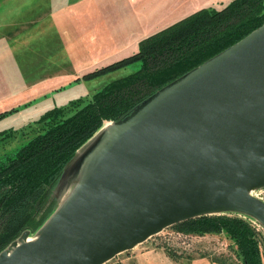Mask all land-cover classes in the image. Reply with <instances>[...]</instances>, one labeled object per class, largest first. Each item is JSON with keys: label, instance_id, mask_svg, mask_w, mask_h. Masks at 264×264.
I'll use <instances>...</instances> for the list:
<instances>
[{"label": "water", "instance_id": "water-1", "mask_svg": "<svg viewBox=\"0 0 264 264\" xmlns=\"http://www.w3.org/2000/svg\"><path fill=\"white\" fill-rule=\"evenodd\" d=\"M264 24L108 131L85 177L0 264H107L221 212L264 226ZM33 238L32 242L28 240Z\"/></svg>", "mask_w": 264, "mask_h": 264}, {"label": "rangeland", "instance_id": "rangeland-1", "mask_svg": "<svg viewBox=\"0 0 264 264\" xmlns=\"http://www.w3.org/2000/svg\"><path fill=\"white\" fill-rule=\"evenodd\" d=\"M231 1L0 0V113L18 110L0 121V164L43 132L44 124L39 119L45 112L67 106L73 112L71 105L75 101L86 100L116 79L131 74L135 67L90 81L76 82L78 78L139 51L141 41L137 39L143 33L150 31V36L154 35L201 9L220 10ZM42 18L46 19L45 23L55 22L56 27L47 33L42 28L41 32L35 23ZM126 30L131 32L122 38L121 34H113ZM91 35L100 49L92 50L88 43L83 44ZM67 50L72 56L69 63ZM100 61L105 62L99 64ZM56 68L67 71L55 72ZM84 68L90 70L79 72ZM108 123L114 127L119 122L106 121L64 167L53 190L52 197L58 203L55 212L85 177L90 156L110 131L105 129ZM254 195L264 201V188L254 191ZM221 215H238L249 222L264 264V226L252 217L233 212L210 216ZM107 264H244V261L226 232L198 235L175 225Z\"/></svg>", "mask_w": 264, "mask_h": 264}, {"label": "trees", "instance_id": "trees-1", "mask_svg": "<svg viewBox=\"0 0 264 264\" xmlns=\"http://www.w3.org/2000/svg\"><path fill=\"white\" fill-rule=\"evenodd\" d=\"M263 24L264 0H232L220 10L201 9L142 40L132 56L78 78L90 81L135 67L86 100L73 102V112L68 106L45 112L39 119L43 132L0 164V253L23 233L33 235L44 226L58 206L52 195L64 167L106 121L126 120L156 93ZM17 111L0 113V121ZM176 226L198 235L224 231L244 264H263L255 232L243 217L203 216Z\"/></svg>", "mask_w": 264, "mask_h": 264}, {"label": "crops", "instance_id": "crops-1", "mask_svg": "<svg viewBox=\"0 0 264 264\" xmlns=\"http://www.w3.org/2000/svg\"><path fill=\"white\" fill-rule=\"evenodd\" d=\"M46 22V19L45 18H42L40 21H38L37 23H35V24H39V26H37L40 30H41V32H42V28H44V30H46L45 31V33H47V32H49V31H51V30H53L55 27H56V23L55 22H50V23H45ZM43 23H45L44 25H42ZM0 24H2V23H0ZM36 26V25H35ZM109 31H111V28H109ZM127 32H131V30H126L124 33H115L114 31H113V34L115 35V34H117V36H119L120 34H121V37L120 38H122ZM26 33V32H25ZM43 34V33H42ZM150 34H151V32L150 31H148V32H145V33H143L141 36H140V38H138L137 39V41H142L143 39H145V38H147V37H149L150 36ZM94 42L95 43H97L95 46H93L94 45ZM85 43H88V48L90 49V46H92L91 47V49L92 50H97V49H100L99 48V44H98V42L96 41V40H94V38L92 37V35L91 36H88V38H85L84 40H83V44H85ZM95 47H97V49H94ZM138 52V51H137ZM137 52H135V53H137ZM135 53H133V54H135ZM132 54V55H133ZM68 57H67V59H66V61L69 63V62H71L72 60V56H69V50H67V54H66ZM131 54H130V56H132ZM119 56V55H118ZM122 55H120V57H121ZM117 57V56H116ZM120 57H118V59L120 58ZM105 61H100V63L99 64H102V63H104ZM54 69V68H53ZM96 70L98 69V68H95ZM125 69H127V68H125ZM129 69V68H128ZM56 71L55 72H64V71H67L66 69H62V68H56L55 69ZM90 69L89 68H84V69H81V70H79V72H85V71H89ZM130 70V69H129ZM95 71V70H94ZM121 71H124L123 69L121 70ZM133 72V70H130V72ZM89 73V72H88ZM114 73H116V72H114ZM129 75V74H128ZM127 76V75H126ZM125 77V76H124ZM123 78V77H122ZM119 79V78H118ZM117 80V79H116Z\"/></svg>", "mask_w": 264, "mask_h": 264}, {"label": "bare ground", "instance_id": "bare-ground-1", "mask_svg": "<svg viewBox=\"0 0 264 264\" xmlns=\"http://www.w3.org/2000/svg\"><path fill=\"white\" fill-rule=\"evenodd\" d=\"M111 123V122H110ZM109 124V123H108ZM105 126V125H104ZM110 129V130H112L113 129V127L111 126V124H109V125H107L106 127H105V129ZM104 129V128H103ZM108 132V131H107ZM104 137V136H103ZM98 139H101V138H98ZM250 195H252V196H254L255 197V195H254V191H252L251 192V194ZM34 239L33 238H30L28 241L29 242H32Z\"/></svg>", "mask_w": 264, "mask_h": 264}]
</instances>
